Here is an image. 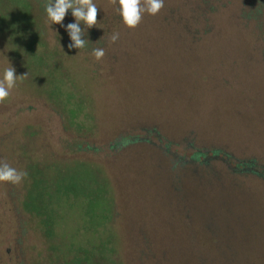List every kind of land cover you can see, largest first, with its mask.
I'll use <instances>...</instances> for the list:
<instances>
[{"label":"rangeland","instance_id":"374dc122","mask_svg":"<svg viewBox=\"0 0 264 264\" xmlns=\"http://www.w3.org/2000/svg\"><path fill=\"white\" fill-rule=\"evenodd\" d=\"M15 1L0 0V79L26 76L0 103V161L28 175L0 182V264H264V0H164L134 29L93 0L98 27H80L99 61L68 32L53 49L75 18L50 25L35 0L40 43L6 40ZM60 188L86 209L34 210ZM86 225L108 242L72 243Z\"/></svg>","mask_w":264,"mask_h":264},{"label":"clouds","instance_id":"9594fccd","mask_svg":"<svg viewBox=\"0 0 264 264\" xmlns=\"http://www.w3.org/2000/svg\"><path fill=\"white\" fill-rule=\"evenodd\" d=\"M109 3L111 5L118 3L119 16L123 24L129 29L136 28L141 23L145 13L156 15L164 7V0H109ZM42 7L47 18L51 21L50 25L62 23L67 11L71 9L75 22L66 26L71 40L68 47L70 49H83L87 46L89 41L82 38L85 32L81 29L80 22H83L87 28L94 27L97 24L98 7L93 3V0H54V2L53 0H42ZM119 38L120 33L113 32L110 42L115 43ZM91 55L99 61L105 56V50L95 48L92 50ZM25 76L26 74L17 76L14 67L9 63V66L4 70L3 79H0V103H3L9 97L10 90L16 86L17 77L23 79ZM27 175L26 171L18 170L6 161H0V182L19 184Z\"/></svg>","mask_w":264,"mask_h":264},{"label":"trees","instance_id":"16d2710c","mask_svg":"<svg viewBox=\"0 0 264 264\" xmlns=\"http://www.w3.org/2000/svg\"><path fill=\"white\" fill-rule=\"evenodd\" d=\"M2 1H4V0H1V2ZM37 3H38V5H39V9H40V11L42 12V13H44V14H46L45 13V11H44V8L42 7V0H35ZM17 4H18V7H19V9H16L14 12H13V14H10V15H8L7 16V22L6 23H8V26H9V35H6L7 37H6V40L9 38V40L8 41H10V39H11V37H16V36H18L19 37V40L18 41H20L21 39V41L23 42V44H21V45H19L18 46V48L20 49H27L28 48V46L29 45H33V46H35L36 44L35 43H40V41H41V38L39 37V36H42V35H44V31H43V29H42V27H41V25H42V16H39V18H36V19H40V21H38V20H34V17L36 16L34 13H32V15H30V14H28V13H26V11L25 10H27L28 8H29V5H30V3H29V0H17V1H15ZM53 2H54V0H53ZM40 15H41V13H40ZM67 16H71V17H73L72 16V13H71V9H69L68 11H67V14H66ZM74 18V17H73ZM73 22V21H72ZM21 23H23V26H21ZM82 24H83V22H81ZM31 24H33L34 26L36 25V26H40V28H41V30L40 31H37V34H35L34 32H31V31H29V28L27 27L28 25H31ZM46 24L44 25V30L46 29ZM95 26H97V25H95ZM98 27V26H97ZM66 30V29H65ZM93 30V29H92ZM66 32H67V30L65 31V33H62V34H60V30L59 31H55L54 33H53V36H54V38H55V40H56V44H55V46L53 47V49H59V47H58V45L60 46V43L61 42H63V43H61V45H64V41H65V39H66ZM85 32V31H84ZM93 32H94V30L93 31H91V32H85V37L83 36L82 38L83 39H87L88 41H89V43L87 44V46L85 47V48H83V50H85L86 52H90V51H92V49H93V45H92V43L90 42V39H91V37L93 36ZM28 33H30V34H32V37H31V39H28L27 38V34ZM25 42V43H24ZM27 46V47H26ZM67 47H68V45H66ZM24 47V48H23ZM48 48V47H47ZM12 49V47H10V45H9V47H8V52H9V50H11ZM52 49V48H51ZM73 49L74 48H69L68 47V52H71V51H73ZM67 51V50H66ZM18 52V51H17ZM57 53L58 52H56L53 56H54V58H57L56 57V55H57ZM9 55V54H8ZM7 55V56H8ZM16 56H17V53L15 54ZM15 55H13V57H10L9 56V58H11V59H16V57H15ZM21 56V58H22V54L20 55ZM18 57V56H17ZM19 58V57H18ZM20 59V58H19ZM55 61H56V63H57V59H55ZM36 64H39V61H37V62H35ZM56 63H55V65H54V72H56V73H58V72H60L59 71V69H58V66L56 65ZM37 69L39 68V67H37V65L35 66ZM33 72H36V71H33ZM33 75V74H32ZM49 79H51V77L49 78ZM53 81V80H52ZM76 109L77 108H71V111H72V114H71V116H75L76 115ZM79 147H80V145H79ZM89 148V147H88ZM205 156V154L204 153H202L201 151H196V152H194V153H192V155H191V159L192 160H196V161H198L199 163H202V158ZM62 188H60V190H57L58 192H56L55 193V196L53 195L51 198H49V199H46V198H42V197H39L38 199H37V201L33 204V206H34V210H36V211H38L39 210V212L40 213H42V211H43V209L46 207V209H47V212H46V214H44L45 216L46 215H48L47 213H48V211H50V205H51V212L53 211V210H56L57 211V215H61V213L62 212H64V210H67L70 206H78L79 208H80V206L82 207V209L83 210H85L86 209V206H85V202L82 200V199H79V198H77V197H73V198H71V197H67L66 196V194H63V193H61L62 191ZM43 194L44 193H41L40 195L41 196H43ZM39 195V196H40ZM83 203V206L81 205ZM104 209H102L101 210V208H100V211H98V213L99 214H101V212L103 211ZM49 218H50V222H49V224H48V222H44V226L45 227H47V228H49V226L51 225V223L52 224H54L53 223V220H54V216L53 215H49ZM85 219H89V216L88 215H86L85 214ZM57 220H59V219H57ZM59 222V221H58ZM88 223V222H87ZM48 225V226H47ZM87 228V225L84 227H82V229H84L83 230V232L82 233H79L78 232V230H76L75 232H72L70 235H69V239H71V242L72 243H75L76 242V244H78L77 243V241H78V237L79 236H83V235H85V237H90L91 239H90V242H91V244H93V245H99V242H100V244L102 243L103 245L106 243V242H108L107 240H109V238L110 237H107V234H109L110 236H111V234H110V232H107V231H105V229H104V231L103 230H100L99 232H98V234H96V235H93V234H90V235H86L87 234V232H88V230L89 229H86ZM45 230H47L46 228H45ZM84 231H85V233H84ZM49 230H47L46 231V234H48L49 235ZM98 238V239H97ZM79 240H81V239H79ZM84 240V239H83ZM95 240H97V241H95ZM113 240V239H112ZM90 245V244H89ZM102 245V246H103ZM114 245V244H113ZM115 248V247H114ZM114 248L112 247V251L114 250ZM148 248V247H147ZM148 251L150 252V249L148 248ZM115 254V253H114ZM148 255V254H147ZM147 255H145V256H147ZM213 262H217V261H213ZM113 264H124L121 260H118V258L116 259V260H114L113 261ZM218 264H222L221 262H218Z\"/></svg>","mask_w":264,"mask_h":264}]
</instances>
